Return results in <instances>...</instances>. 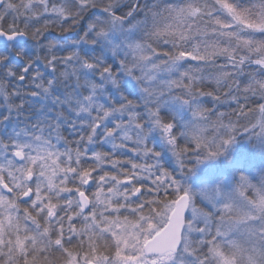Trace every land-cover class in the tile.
I'll return each mask as SVG.
<instances>
[{"label":"snow or ice","instance_id":"6c2138e0","mask_svg":"<svg viewBox=\"0 0 264 264\" xmlns=\"http://www.w3.org/2000/svg\"><path fill=\"white\" fill-rule=\"evenodd\" d=\"M0 264H264V0H0Z\"/></svg>","mask_w":264,"mask_h":264}]
</instances>
